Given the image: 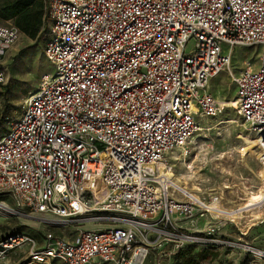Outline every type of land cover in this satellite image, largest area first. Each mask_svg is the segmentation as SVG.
I'll list each match as a JSON object with an SVG mask.
<instances>
[{
  "label": "built area",
  "instance_id": "2783aa9c",
  "mask_svg": "<svg viewBox=\"0 0 264 264\" xmlns=\"http://www.w3.org/2000/svg\"><path fill=\"white\" fill-rule=\"evenodd\" d=\"M44 2L53 75L0 135V194L51 221L108 225L72 238L47 231L41 245L27 233L0 237V257L26 241L28 264H147L163 241L173 253L179 242H220L233 220L211 205L218 198L174 188L178 199L156 167L200 129L199 118L218 113L208 82L231 73L233 48L257 46L259 66L246 58L231 75L233 108L263 154L264 192V0ZM19 33L0 24V83ZM173 215L209 219L205 235L169 233Z\"/></svg>",
  "mask_w": 264,
  "mask_h": 264
},
{
  "label": "rangeland",
  "instance_id": "374dc122",
  "mask_svg": "<svg viewBox=\"0 0 264 264\" xmlns=\"http://www.w3.org/2000/svg\"><path fill=\"white\" fill-rule=\"evenodd\" d=\"M0 24L14 26L11 19L1 17ZM48 27L49 21L45 33L37 39L20 32L16 42L2 58L5 79L0 83V110L8 107L12 115L0 124V135L20 117L28 96L53 75V67L43 53ZM259 53L257 46L234 47L229 68L233 76L244 66L246 58L257 68ZM231 73L222 70L209 80L207 88L214 97L226 101L228 105L220 107L214 116L199 118L200 129L184 145L186 151L174 148L166 153L161 162L172 169L163 177L205 201L216 196L218 201L212 204L217 203L232 217L233 222L218 232V236L222 235L220 242H179L181 248L173 253L174 243L163 241L164 252L158 254L152 248L147 264H178L181 255L198 259L196 253L200 251L205 258L194 264H264V255L259 258L255 256L256 250L264 252V206L261 207L264 192L261 190L262 165L258 158L261 151L256 146V138L247 131L233 108L236 87ZM169 191L174 197L183 198L173 187ZM0 203L1 238L27 233L36 245H41L47 231L72 238L78 229L108 225L86 219L51 221L45 215L31 213L17 205L7 194H0ZM173 218L174 226H169L166 231L178 236L192 234L202 237L210 221L205 219V224L199 226L197 221L180 220L176 215ZM157 227L162 228V225L158 224ZM174 238L177 240L178 237ZM189 246L194 247L192 253H188ZM28 251L29 245L25 241L2 255L0 264H28Z\"/></svg>",
  "mask_w": 264,
  "mask_h": 264
},
{
  "label": "trees",
  "instance_id": "16d2710c",
  "mask_svg": "<svg viewBox=\"0 0 264 264\" xmlns=\"http://www.w3.org/2000/svg\"><path fill=\"white\" fill-rule=\"evenodd\" d=\"M0 17L11 19L14 26L27 37L37 39L45 33L49 18L45 10L44 0H0ZM12 115V111L2 108L0 110V124L6 121V118ZM188 253L194 251L193 246L188 247ZM181 255V253H179ZM195 257H185L181 255V261L178 264H194L197 260H203L202 251L196 253ZM216 256V254H214ZM213 255V256H214Z\"/></svg>",
  "mask_w": 264,
  "mask_h": 264
},
{
  "label": "bare ground",
  "instance_id": "6f19581e",
  "mask_svg": "<svg viewBox=\"0 0 264 264\" xmlns=\"http://www.w3.org/2000/svg\"><path fill=\"white\" fill-rule=\"evenodd\" d=\"M219 101V104H220V107L221 108H223V106H225V105H228V103L226 102V101H224V100H222V99H219L218 100ZM233 104L235 105V102H233ZM256 142H257V140H256ZM257 146V145H256ZM185 146H182L181 148H183L184 149V152L186 151V149L184 148ZM259 162H262V160H263V154L261 153V152H259ZM157 170L160 172V174H161V176H164V174H167V173H169L172 169H171V167L170 166H165V164L163 163V162H160V163H158L157 164ZM260 173H262V170H260ZM163 180L166 182V183H169L173 188H175L176 187V189H178V188H180V187H178V186H175L170 180L168 181L165 177H163ZM180 189H183V188H180ZM183 190H185V189H183ZM187 191V190H186ZM195 198L196 199H201L200 198V196H195ZM0 205H2L1 203H0ZM213 207H215V208H220L218 205H217V203H213V204H211ZM223 213L224 214H226L227 216H229L231 219H232V217L229 215V214H227V213H225L224 211H223ZM263 221H261V223H262ZM256 225V224H255ZM264 255V252H262V251H255V256L256 257H261V256H263Z\"/></svg>",
  "mask_w": 264,
  "mask_h": 264
},
{
  "label": "crops",
  "instance_id": "0c3cea01",
  "mask_svg": "<svg viewBox=\"0 0 264 264\" xmlns=\"http://www.w3.org/2000/svg\"><path fill=\"white\" fill-rule=\"evenodd\" d=\"M203 220H204V219H199V220L197 221V223H198L199 226H202V225L205 224Z\"/></svg>",
  "mask_w": 264,
  "mask_h": 264
}]
</instances>
